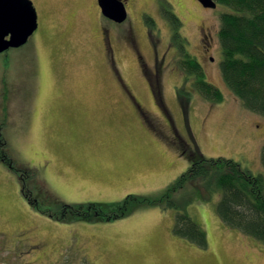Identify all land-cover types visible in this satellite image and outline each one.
<instances>
[{
    "label": "rangeland",
    "instance_id": "obj_1",
    "mask_svg": "<svg viewBox=\"0 0 264 264\" xmlns=\"http://www.w3.org/2000/svg\"><path fill=\"white\" fill-rule=\"evenodd\" d=\"M197 2L128 0L129 14L115 27L100 17L94 0L35 1L38 30L25 45L0 53L6 156L0 157V264H264V245L220 221L217 194L207 197L188 184L173 195L188 200L186 214L206 233L204 248L172 232L174 209L141 204L189 167L178 152L181 142L205 158L231 159L264 175V116L243 108L219 71L217 34L226 8ZM166 10L179 19L188 54L221 101L204 99L190 79L184 82ZM101 27L119 35L118 75L100 60ZM130 27L145 63L152 70L158 65L157 103L122 44L120 34ZM199 31L210 43L204 55ZM128 195L140 204H129L122 218L50 216L62 204H100L108 213Z\"/></svg>",
    "mask_w": 264,
    "mask_h": 264
},
{
    "label": "trees",
    "instance_id": "obj_2",
    "mask_svg": "<svg viewBox=\"0 0 264 264\" xmlns=\"http://www.w3.org/2000/svg\"><path fill=\"white\" fill-rule=\"evenodd\" d=\"M213 1L226 8L219 16L217 34L221 53L219 63L221 78L243 108L264 116V0ZM166 13L175 29L172 42L182 56L178 61V67L184 75V82L190 79L192 88L204 99L211 102L221 101L220 92L205 80L199 62L188 54L184 39L178 31L179 19L171 11L166 10ZM146 22L150 27L149 24H153L149 17L146 18ZM2 130L3 125L0 124L1 160L6 158L5 152L1 151V147L5 146ZM196 148L195 146L193 150L194 148L181 142L178 152L188 160L189 167L164 189L158 199H142L141 204L154 207L163 204V209H174L176 213L172 232L204 248L207 246L206 233L186 214L185 205L188 200L180 201L173 198L176 192L187 191L188 184H195L204 189L207 197L218 195L215 212L225 226L264 245V175L253 174L231 159L205 158ZM260 163L264 169V144L260 150ZM9 166L13 169L11 164ZM27 169L24 171L29 172ZM23 193L28 194L24 187ZM137 199L128 195L118 204L116 210L108 213L100 204H62L61 211L55 215L48 210L44 211L63 222L86 218L114 220L124 217L129 204L133 201L139 203Z\"/></svg>",
    "mask_w": 264,
    "mask_h": 264
},
{
    "label": "water",
    "instance_id": "obj_3",
    "mask_svg": "<svg viewBox=\"0 0 264 264\" xmlns=\"http://www.w3.org/2000/svg\"><path fill=\"white\" fill-rule=\"evenodd\" d=\"M205 8H215L213 0H197ZM102 14L116 23L127 13L120 0H97ZM37 27L36 12L30 0H0V53L22 46Z\"/></svg>",
    "mask_w": 264,
    "mask_h": 264
},
{
    "label": "flooded vegetation",
    "instance_id": "obj_4",
    "mask_svg": "<svg viewBox=\"0 0 264 264\" xmlns=\"http://www.w3.org/2000/svg\"><path fill=\"white\" fill-rule=\"evenodd\" d=\"M30 1L32 3V6L35 9V12H36V23H37V27H36V29L33 32V33H35V31L38 30L41 16H40L39 10L36 8V5L34 4L36 0H30ZM120 1L124 5L125 10L127 12V16H128V14H129L128 13V10H127L128 0H120ZM197 3H199V2H197ZM94 5L98 9V12L100 14V17L109 20L110 23H112L113 25H115V27H117L118 25H122L123 24L124 21L121 22V23H116L113 20H111L109 18H106L102 14L101 9L98 6L97 0H94ZM199 5H200V3H199ZM200 7L203 8V9H210V8H205V7L201 6V5H200ZM107 28L101 27V46H99V47H101V53H100V50H99V56H100L101 62H104L106 64L109 63L115 69V71H116L117 69H116V66H115V54L117 52V48L115 46H119V44H118L119 41L118 40L120 38H119V35H117V33H114L115 34L114 35L112 32H110L111 31L110 28L108 30H107ZM125 29H124L123 33H121V34L119 33L121 37H123L125 35V37H123V38L125 39V41H126L125 43L126 44L124 42L122 44L126 48V50L133 55L134 61L136 62V66L139 68V73L149 82V85H150V88H151V93H153L154 98H155L156 103H157V96L155 95V85H154V82H156V81H154L153 78H156L157 75H158V65L157 66H154L153 67L154 68L153 70L148 67V65L143 60V55L141 54L140 50L138 49V45H137V42L135 40V34L132 31V28L129 29L128 31H125ZM115 30L117 31V29H115ZM33 33L31 34V36L33 35ZM198 33H199L198 41H199V45L201 47L200 54H203L204 55L206 53H209V51H210V49H209L210 43L208 41L206 42L207 36L204 33H202L201 31H199ZM31 36H29L28 39ZM28 39H27V41H28ZM27 41L23 45H25L27 43ZM37 45L38 44H36L35 46H37ZM9 49H16V48H9ZM36 53H37V51H36ZM151 55H152V58L151 59L153 61L154 60L156 61L157 58L154 57L155 55H153V53H151ZM209 59H210V61H212V57H209ZM116 74L118 75V72L117 71H116ZM157 88H158V86H157ZM2 132H3V130H2Z\"/></svg>",
    "mask_w": 264,
    "mask_h": 264
},
{
    "label": "bare ground",
    "instance_id": "obj_5",
    "mask_svg": "<svg viewBox=\"0 0 264 264\" xmlns=\"http://www.w3.org/2000/svg\"><path fill=\"white\" fill-rule=\"evenodd\" d=\"M5 52V51H4Z\"/></svg>",
    "mask_w": 264,
    "mask_h": 264
}]
</instances>
